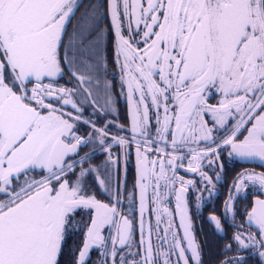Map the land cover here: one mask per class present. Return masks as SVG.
<instances>
[{"label":"snow or ice","instance_id":"1","mask_svg":"<svg viewBox=\"0 0 264 264\" xmlns=\"http://www.w3.org/2000/svg\"><path fill=\"white\" fill-rule=\"evenodd\" d=\"M102 6H91L68 35L79 0H0V264H87L91 250L100 248L105 249L100 264L108 257L112 264H173V255L175 264H188L186 251L202 264L186 198L193 182L175 174L183 166L180 149L208 144L202 151L188 148L190 172L203 157L219 158L222 147L230 148V157L258 159L264 167V0H107L130 120V136L111 137L108 124L97 127L83 118L84 103L92 97L83 86L92 83L94 73L99 88L98 48L108 33L98 31ZM66 74L76 86L59 85ZM111 87L105 81L106 103ZM81 123L91 128L87 137L78 134ZM221 129L228 134L213 148L212 133ZM97 142L111 162L113 145H136V180L129 195L134 200L139 190L138 226L131 207L128 213L121 210L120 187L112 192L107 176H92L94 153L80 155ZM90 177L108 202L96 198ZM248 184L264 194V171H241L233 188L239 192ZM172 193L183 236L173 231L170 219L154 248L153 225L144 214L156 213L159 230L162 215H173L162 206ZM82 214L87 222L77 220ZM247 218L258 228L259 240L239 232L233 240L242 248H264V199L255 201ZM210 221L222 231L216 216ZM74 232L82 233V245L64 261L65 242ZM222 264H242V258Z\"/></svg>","mask_w":264,"mask_h":264},{"label":"flooded vegetation","instance_id":"2","mask_svg":"<svg viewBox=\"0 0 264 264\" xmlns=\"http://www.w3.org/2000/svg\"><path fill=\"white\" fill-rule=\"evenodd\" d=\"M101 4L103 5L99 9V29L98 31L108 30L107 37L105 40H102L98 52L99 56L97 61L100 65V70L98 73L99 76V88L96 86L97 74H93V80L91 84H85L83 87L89 88L92 92V97L84 103L83 118L92 120L96 123L97 127H103L105 124H108L109 136L120 135V136H130V120L128 115V104L126 102V90L124 94L121 93V80H120V70L117 64L114 62V44L115 37L111 31V20L108 15L107 0H79V8L75 12L71 23L67 25L68 35H71L73 27L80 20L81 16L86 12L91 13L93 5ZM68 36H65V41L67 42ZM106 63V67H105ZM69 80H72L69 83ZM108 81L111 83L112 87L108 90L109 92V102L106 103L104 83ZM59 85L72 88L76 86V81L72 79L69 75H64L62 79H59ZM80 99H84L82 96ZM95 99L96 104L93 105L91 101ZM218 99V97L216 98ZM216 99H212L210 103L215 104ZM95 108V111H94ZM124 126L125 131H121L119 126ZM209 127H212V124H209ZM79 132L78 134L84 135L87 137V134L91 131L89 125L78 124ZM228 133H225L222 129L219 131L214 130L212 135L216 140V143L211 144V147L215 148L216 144H220L223 138ZM139 139V137H138ZM157 145H154L155 148ZM163 147V145H159ZM208 144L201 142L200 144H192L189 146L182 147L178 154L184 156L183 166L176 169V176L182 177L185 181H192L193 184L188 186L186 198L188 201V214L191 217L192 223V232L195 240L197 241L201 253L202 264H214L210 259H206V255L209 257L210 251L207 249H202L201 239L208 242L209 235L204 234V230L201 228L203 225H213L215 223L210 221L211 216H216L221 222V228L229 225L238 226L240 228L239 233H251L256 236L257 241L259 240V230L252 227L248 223L247 213L251 211V208L254 205V202L257 199H264V194L261 193V190L258 186H252L250 184L245 185L237 192L233 188V182L236 176L241 171H249L260 173L264 171V167L261 166L260 161L256 160H241L239 158L230 157L229 152L230 148L222 147L218 149L219 158L215 154L203 157L199 161V168L196 172L188 171V161L191 159V156L188 154V148H196L198 150H204ZM143 151V148L141 149ZM169 151L171 147L169 145ZM86 152H92L90 163L94 168L97 169L96 173H93L92 176L99 174L101 177L107 176L108 186L115 192L117 186L120 187L122 191L121 199V210L125 213L129 212L131 207L132 211L130 215L135 219L136 225L139 224L140 213H139V190H136L134 195L135 199H130V193L132 192V185L136 180V145L130 144L125 148H121L118 145H113L111 152L114 159V162L108 160V154L104 152L101 146L97 143L90 144L87 147H83L80 151V155H84ZM127 152V155H125ZM151 155V154H150ZM78 159V157H77ZM177 163H180L179 161ZM79 166H77L78 168ZM204 175L201 176L200 173ZM32 175V174H30ZM169 176L172 175V172L168 173ZM205 177L211 179V183ZM219 177V179H217ZM37 178L39 175L37 174ZM24 177L20 178L23 181ZM89 184L94 185L93 191L96 193V198L102 202H108L107 194L101 190L98 186H95L94 180L90 177ZM125 184L127 189L125 190ZM176 188L180 187L179 182L175 185ZM162 191L167 192V189L162 188ZM149 198L152 197V189L148 190ZM231 197V199H230ZM175 195L172 193L168 198L163 202L164 207H168L172 212V216H163L161 217V222L159 225V230L156 229V213L149 210L144 214L146 224L148 221L153 225V246L157 248L162 243L161 240L157 239V235H163V230L167 228L168 221L173 220V231L182 237L183 233L178 225V217L175 215ZM149 202V209L153 208ZM77 220H82L87 222V215L82 214L77 216ZM224 236V233L219 232ZM107 232L105 235L107 236ZM83 235L80 232H74L68 235V238L65 242L64 248V261L71 260V250L79 249L83 242ZM136 241H139V234L135 236ZM169 244L172 242V233L168 234ZM239 246V244L237 243ZM168 245H164L166 250ZM135 251V248L132 249ZM264 248H260L259 245L255 247H248L243 249L239 247L234 250V253L230 250H219V253L224 259H218L216 264H222V262L232 259L242 258V264H247V259L249 257L253 258L258 257L260 264L263 261L264 257H261L259 253L263 251ZM105 251L104 248L93 249L90 252V258L87 261V264H100L102 259L105 257L101 256V252ZM107 251L111 252V244L109 241V247ZM127 251V250H125ZM188 259V264H195V261L191 259V253H185ZM118 259V258H117ZM173 264H175L176 256H172ZM221 260V261H220ZM207 261V262H206ZM107 264H112L111 258H107ZM180 264H183V261H180Z\"/></svg>","mask_w":264,"mask_h":264},{"label":"trees","instance_id":"3","mask_svg":"<svg viewBox=\"0 0 264 264\" xmlns=\"http://www.w3.org/2000/svg\"><path fill=\"white\" fill-rule=\"evenodd\" d=\"M201 228L204 230V234H208L209 235V239L208 242L203 239H201L202 242V249H207L210 251V255L209 257L206 255V259H210L214 262V264H216V261H218V259H224L225 256L223 255V257L218 254L219 250H223L226 248V245L231 244V251L234 253V250L238 249L240 246L237 245V242H235L233 240V236L238 233L240 230V228L238 226H234V225H229L227 224L224 227V236L220 233H218L217 229L214 228L213 225H203L201 226ZM239 229V231H238ZM227 250V249H226ZM252 257H249L247 259V264H260L259 258H253L251 260ZM220 260V261H221ZM207 262V261H206ZM261 264H263V261H261Z\"/></svg>","mask_w":264,"mask_h":264},{"label":"rangeland","instance_id":"4","mask_svg":"<svg viewBox=\"0 0 264 264\" xmlns=\"http://www.w3.org/2000/svg\"><path fill=\"white\" fill-rule=\"evenodd\" d=\"M252 227H254V228H256L257 230H258V228L255 226V224H252L251 225ZM219 232H221V233H224V229H222V231H219ZM242 234H244V235H247V233H242ZM258 244H255V245H251V246H249V247H255V246H257ZM240 246V245H239ZM241 247V246H240ZM242 248V247H241ZM243 249H246V248H243ZM264 251V250H263Z\"/></svg>","mask_w":264,"mask_h":264},{"label":"water","instance_id":"5","mask_svg":"<svg viewBox=\"0 0 264 264\" xmlns=\"http://www.w3.org/2000/svg\"><path fill=\"white\" fill-rule=\"evenodd\" d=\"M255 203V202H254ZM177 217H178V225H179V222H180V218H179V216L177 215ZM181 229V228H180ZM181 231H182V233H183V229H181Z\"/></svg>","mask_w":264,"mask_h":264}]
</instances>
